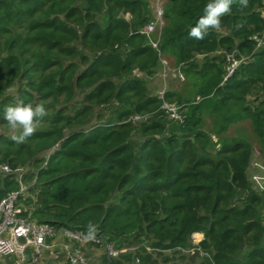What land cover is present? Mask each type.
<instances>
[{
	"label": "trees",
	"instance_id": "1",
	"mask_svg": "<svg viewBox=\"0 0 264 264\" xmlns=\"http://www.w3.org/2000/svg\"><path fill=\"white\" fill-rule=\"evenodd\" d=\"M261 7L264 0H170L158 52L139 33L152 20L143 0H0V125L10 114L48 125L17 138L1 133L0 165L37 169L38 223L98 228L115 248L131 244L106 264H264V193L250 185L251 145L235 136L212 153L198 141L211 107L223 133L250 123L264 163V48L254 53L250 40L264 31ZM235 50L250 60L223 83L220 52ZM160 54L201 98L168 136L148 86ZM183 94L167 91L166 100L182 104ZM116 104L102 121L99 110ZM133 114L154 116L133 124ZM17 186L14 175L0 181V201ZM194 233L203 241L180 255ZM142 239L150 247L132 245Z\"/></svg>",
	"mask_w": 264,
	"mask_h": 264
},
{
	"label": "built area",
	"instance_id": "2",
	"mask_svg": "<svg viewBox=\"0 0 264 264\" xmlns=\"http://www.w3.org/2000/svg\"><path fill=\"white\" fill-rule=\"evenodd\" d=\"M163 16V9L158 7L155 19L144 28L139 29V33L146 37L158 35L151 42L153 48L158 52L160 36L164 25ZM250 40L255 44L254 53L264 48V31L251 36ZM224 57L226 60V75L223 83L232 77L243 63L250 60V56L242 55L237 50L231 53H224ZM160 60L164 66L167 65V61L161 57V54ZM167 73V68L165 67L162 74L164 82H166V78L169 75ZM171 73L181 81L185 79L180 68H175ZM157 97L162 102L160 111L170 121L182 124L186 118V109L181 105L166 100L165 89L159 92ZM151 119L152 114H133L129 118V121L133 124H143L149 123ZM255 167L260 173V175L253 176L255 187L264 193V164L256 163ZM0 170L5 176L14 175L18 184L15 191L10 192L0 201V262H4L6 259H13L14 264H42L44 247L49 240H55L60 232L64 233L66 242L62 246V253L56 252L54 256L58 257L60 253L68 264H88V257L83 250V246L88 244L103 245L106 249L108 260L116 259L121 254L127 252L128 248L112 247L98 228L92 230H70L67 228H56L50 224H41L32 220L29 210L21 206L20 201L26 198L31 191H37L34 188V184H27V175L23 169H13L10 165L3 164L0 166ZM38 193H40V190L35 193L36 197L39 195ZM25 213L27 215H24ZM195 237L196 234H193V244L194 246H199V243H196ZM198 251L202 256L208 257V254L202 252L200 249Z\"/></svg>",
	"mask_w": 264,
	"mask_h": 264
},
{
	"label": "rangeland",
	"instance_id": "3",
	"mask_svg": "<svg viewBox=\"0 0 264 264\" xmlns=\"http://www.w3.org/2000/svg\"><path fill=\"white\" fill-rule=\"evenodd\" d=\"M143 1L149 5V8L151 10V19H152L151 21H153L157 14V8L160 7L164 11L165 4L170 0H143ZM258 12H260L261 16L264 18V7L259 8ZM157 37L158 35H153L147 38L149 39L150 44H151V42L154 41ZM116 50L117 48H115L111 52L116 51ZM118 51L119 50H117V52ZM82 53L88 55L92 59L94 58V55H91L88 52H85L84 50H82ZM220 53L224 56L225 52H220ZM166 61H167L166 66L162 64V66L158 70V73L155 76L148 78V86L150 89V93L152 96H157V94L163 91L164 89L166 90V92L173 90V91H176L178 94H180L181 92L184 93L182 96L183 98H185V101H183L182 104H180L177 101V99L175 100L172 99L171 103H175V104L183 106L186 109L185 116L187 117L191 114L192 110L194 109V106H196L198 103L201 102V98L197 94L198 92L197 87L194 86L193 81H188L187 78L186 80H183V81H181L180 79H179L180 81H178V80L171 78L172 77L171 72L174 70L173 69L174 64L171 60L166 59ZM165 67L167 68V72L169 73L168 77L166 78V82H164V79L162 77ZM51 103H52L51 101H48L45 103L44 105L45 113H47L46 111H48L49 113L50 108H48V106ZM118 108H119L118 104H116L115 106L114 105L103 106V108L99 110L100 114L102 115V119H103L102 121L104 122L108 121L110 119L109 118L110 115H113L114 113H116ZM153 116L154 114H152V117ZM10 117H12L10 124L0 125V134L5 132L10 138H17L21 130L23 129H28L29 131H36V130H44L48 127L46 123L37 124L29 120H22L20 119L18 115L10 114ZM162 118L167 119L169 123L167 127V131L165 133L166 136H168L169 134L168 132L171 133V131L177 130L179 128V124L169 121V119L165 116ZM97 121L98 119L95 118L92 121V124H95ZM222 126H223V120L219 117V115L213 112L211 107H207L203 112L202 122L199 127L200 131L203 134L202 136H200V140H198L200 142L199 144H201V147L205 149L206 151L215 153L216 151L221 149L224 143L229 142L232 137L238 136V137L245 138L253 149L252 163H251L250 171H249V181H250V185L252 186V188H255L253 176L260 175L259 171L256 170L255 164L263 163V159L260 154L258 142L252 134L250 123L246 121L242 124L232 125L231 127H229V130L225 133L221 131ZM134 140L136 142H140L142 139L137 137V140L136 139ZM13 167H15L16 169L25 170L26 175L29 177V178L26 177L27 184L28 185L34 184V188H36L37 190V191H31V193L26 198L20 201V204L21 206L29 210L31 219L38 222V220L34 218L33 216V213L37 209V205H36L37 199H36L35 193L39 192V190L41 191L40 189L41 187L40 186L38 187L39 183L36 181L37 180L36 178L37 169L35 167L29 166L28 164H22V163L14 164ZM32 174L33 175L35 174V177ZM5 178L6 176L0 170V181L2 182ZM194 234H196L195 238L197 240V242L196 241L195 242L200 244L204 239V234L202 233H194ZM141 241H143L144 244H142L141 242H136L135 244H132V245L140 246L141 248L144 246L150 247V242H147L144 239H142ZM110 245H112V247H116L118 244H116L115 242ZM124 245H125L124 247L128 248L129 245L131 244L124 243ZM194 247H198V246H194L193 244V248L185 249L184 251L181 250L180 255L187 256L188 254L195 253L196 249ZM202 257L205 259L206 256H202ZM196 261L199 262L200 260L197 259ZM2 263L3 264H13L12 260H5Z\"/></svg>",
	"mask_w": 264,
	"mask_h": 264
},
{
	"label": "crops",
	"instance_id": "4",
	"mask_svg": "<svg viewBox=\"0 0 264 264\" xmlns=\"http://www.w3.org/2000/svg\"><path fill=\"white\" fill-rule=\"evenodd\" d=\"M66 242L63 232L58 233L55 240H49L42 252V264H68L62 253V246ZM89 263L88 264H106V249L103 245H84ZM60 252L58 257L54 253Z\"/></svg>",
	"mask_w": 264,
	"mask_h": 264
}]
</instances>
